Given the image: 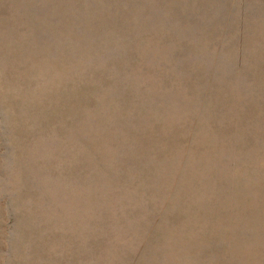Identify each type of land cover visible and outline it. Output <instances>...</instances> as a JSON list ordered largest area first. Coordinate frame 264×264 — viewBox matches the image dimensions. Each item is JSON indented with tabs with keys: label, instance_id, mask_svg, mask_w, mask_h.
Segmentation results:
<instances>
[{
	"label": "rangeland",
	"instance_id": "1",
	"mask_svg": "<svg viewBox=\"0 0 264 264\" xmlns=\"http://www.w3.org/2000/svg\"><path fill=\"white\" fill-rule=\"evenodd\" d=\"M0 264H264V0H0Z\"/></svg>",
	"mask_w": 264,
	"mask_h": 264
}]
</instances>
